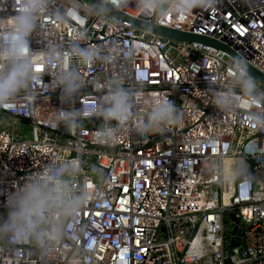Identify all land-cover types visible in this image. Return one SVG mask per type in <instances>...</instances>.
<instances>
[{
  "label": "built area",
  "instance_id": "obj_1",
  "mask_svg": "<svg viewBox=\"0 0 264 264\" xmlns=\"http://www.w3.org/2000/svg\"><path fill=\"white\" fill-rule=\"evenodd\" d=\"M75 2L50 0L29 36L33 80L11 107H0V217L15 187L65 162L78 169L72 180L87 189L88 201L57 243L0 241V264H264V85L254 80L250 100L236 84L242 66L230 54L202 43L173 47L129 21L97 16L90 0H77L69 12ZM17 5L0 0V32L11 29ZM119 12L211 38L264 74V0H213L211 8L164 17L143 14L132 0ZM75 45L98 59L71 57L82 87L65 99L48 52ZM115 83L134 97L127 123L80 116ZM222 95L225 106L217 102ZM158 97L172 100L182 121L142 135L136 128ZM66 112L77 117L71 129L61 119ZM109 128L115 135L102 138ZM231 214L240 243L232 249Z\"/></svg>",
  "mask_w": 264,
  "mask_h": 264
},
{
  "label": "clouds",
  "instance_id": "obj_2",
  "mask_svg": "<svg viewBox=\"0 0 264 264\" xmlns=\"http://www.w3.org/2000/svg\"><path fill=\"white\" fill-rule=\"evenodd\" d=\"M131 2L101 0L93 11L103 18L108 13L126 9ZM135 3L143 14L150 16L158 13L159 17L169 12L188 14L196 7L213 6V0H135ZM49 4L50 0H18L11 29L0 32V107H11L16 96L26 90L33 80L35 72L29 36L37 28L40 19L48 13ZM77 8L76 0L69 12L74 13ZM73 56L85 64L98 59L95 50L78 45L66 52L56 47L50 48L48 52V59L60 67L56 83L65 99L74 97L82 87L80 74L69 67ZM233 75L241 94L254 100L256 83L248 76L246 68L237 67ZM133 102L134 97L129 90L122 83H115L99 103L86 107L80 116H98L108 122L116 121L117 126H121L130 120ZM217 102L225 106L228 98L222 95ZM61 119L71 129L77 117L66 112ZM181 121L182 115L175 103L166 97H158L150 99L146 114L136 130L142 135L162 133ZM115 133L116 128L105 129L101 131V137L110 139ZM77 172L78 169L67 162L49 166L8 193L4 202L6 214L0 217V241L11 244L28 242L37 247H47L49 243L61 241L68 223L76 218L88 201L87 189L74 186L72 177Z\"/></svg>",
  "mask_w": 264,
  "mask_h": 264
},
{
  "label": "water",
  "instance_id": "obj_3",
  "mask_svg": "<svg viewBox=\"0 0 264 264\" xmlns=\"http://www.w3.org/2000/svg\"><path fill=\"white\" fill-rule=\"evenodd\" d=\"M90 1H92L97 6L101 2V0H90ZM108 14L114 18L129 21L136 28L150 31L154 34L159 35L160 37H162V39L171 41V46H173V47H176V44H175L176 42H187V43H202L205 45L215 47L219 50H222V51L230 54L233 57V59L235 60V62L238 63V61H239L238 64H240L242 67L246 68V71L248 72V74L255 81L264 85V74H262L261 72H259L258 70H256L255 68H253L249 64H247L244 60H242L240 57H238L232 50H230L229 47H227V46H225V45H223V44H221V43H219V42H217L211 38L196 36V35L189 34V33H183V32H179V31H176V30H173L170 28L155 25L153 23H147V22H142L139 20H134V19H131V18L123 15L120 12H111ZM230 218L235 223L234 228H233V232H232L233 238L231 239V243L229 246V248L232 249L236 246H240V243H237L235 240V236L238 233L239 220L237 218H235V216L233 214L230 215Z\"/></svg>",
  "mask_w": 264,
  "mask_h": 264
},
{
  "label": "rangeland",
  "instance_id": "obj_4",
  "mask_svg": "<svg viewBox=\"0 0 264 264\" xmlns=\"http://www.w3.org/2000/svg\"><path fill=\"white\" fill-rule=\"evenodd\" d=\"M20 130L21 131H26L28 134H30V132H29L30 129L27 126L26 127L25 126H21Z\"/></svg>",
  "mask_w": 264,
  "mask_h": 264
},
{
  "label": "snow or ice",
  "instance_id": "obj_5",
  "mask_svg": "<svg viewBox=\"0 0 264 264\" xmlns=\"http://www.w3.org/2000/svg\"><path fill=\"white\" fill-rule=\"evenodd\" d=\"M37 71H40L41 70V68L39 67V66H37V69H36Z\"/></svg>",
  "mask_w": 264,
  "mask_h": 264
}]
</instances>
